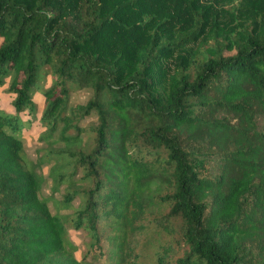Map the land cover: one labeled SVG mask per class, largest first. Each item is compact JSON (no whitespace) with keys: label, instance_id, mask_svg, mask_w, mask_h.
Wrapping results in <instances>:
<instances>
[{"label":"trees","instance_id":"1","mask_svg":"<svg viewBox=\"0 0 264 264\" xmlns=\"http://www.w3.org/2000/svg\"><path fill=\"white\" fill-rule=\"evenodd\" d=\"M4 85L0 264H264V0H0Z\"/></svg>","mask_w":264,"mask_h":264},{"label":"rangeland","instance_id":"2","mask_svg":"<svg viewBox=\"0 0 264 264\" xmlns=\"http://www.w3.org/2000/svg\"><path fill=\"white\" fill-rule=\"evenodd\" d=\"M85 94L77 93L72 97L73 102H82L85 100ZM13 99V95L8 93L7 85L0 87V114H13L11 101ZM34 100L40 108L42 105V97L35 93ZM39 114V113H38ZM22 123L24 124L22 127V138L25 146V153L27 158L30 161H35L38 156V151L42 146L37 141V137L43 131V128L40 126L37 120H34L26 111L18 114ZM47 169L46 165H42L40 169H37V172L41 173L43 176V183L41 186V196L48 201L49 208L52 212L58 207L59 200L61 199V190L59 192L52 193L51 191V182L47 177ZM60 208V207H59ZM69 209H60L59 213L66 214L69 213ZM67 234L69 240L77 247V251L75 252V256L79 258L80 251L83 248V243L85 240V236L83 232L74 231L70 227L67 228Z\"/></svg>","mask_w":264,"mask_h":264}]
</instances>
